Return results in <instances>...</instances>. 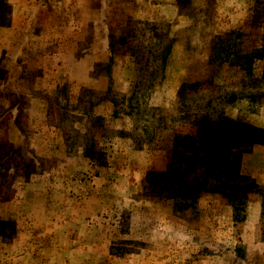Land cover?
I'll return each mask as SVG.
<instances>
[{"label": "rangeland", "instance_id": "1", "mask_svg": "<svg viewBox=\"0 0 264 264\" xmlns=\"http://www.w3.org/2000/svg\"><path fill=\"white\" fill-rule=\"evenodd\" d=\"M205 117L264 129V0H0V264H264V146Z\"/></svg>", "mask_w": 264, "mask_h": 264}, {"label": "trees", "instance_id": "2", "mask_svg": "<svg viewBox=\"0 0 264 264\" xmlns=\"http://www.w3.org/2000/svg\"><path fill=\"white\" fill-rule=\"evenodd\" d=\"M204 119V118H203ZM205 120L200 127L196 129V133L203 131V143L214 145L215 160L219 164L227 162L230 150L240 148L245 152L250 146H264V129L254 127L248 124L236 122L233 120L220 119L225 126V132L219 131V122H209ZM229 131V133H226ZM212 135L213 138L209 137ZM186 169H181L178 165L169 166L164 171H147L145 173V187L143 193L145 195L155 196L163 189L173 188L181 197H190L200 193L197 184L191 185L185 180Z\"/></svg>", "mask_w": 264, "mask_h": 264}]
</instances>
